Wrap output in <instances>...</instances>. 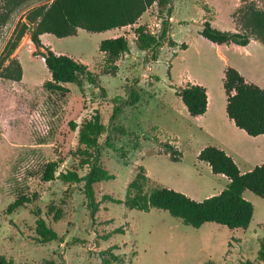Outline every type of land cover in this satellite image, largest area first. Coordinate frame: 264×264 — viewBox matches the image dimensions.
<instances>
[{
    "label": "rangeland",
    "instance_id": "obj_1",
    "mask_svg": "<svg viewBox=\"0 0 264 264\" xmlns=\"http://www.w3.org/2000/svg\"><path fill=\"white\" fill-rule=\"evenodd\" d=\"M51 2L29 0L16 9L1 31L0 55L27 12ZM251 3L264 9V0H243L241 7ZM177 7L179 17L186 19L184 26L197 29L199 17L192 11L193 1L186 0ZM157 9L146 28L160 34L167 11L160 12L158 5ZM222 15L230 18L228 11ZM234 15L241 27L240 11ZM179 31L177 37L181 36ZM117 35L128 38L130 51L119 58L116 72H112L114 65L105 54H100V41L105 38L101 32L81 29L74 36L56 37L59 50L89 62L97 81L93 84L83 78V88L67 83L70 92L65 95L44 88L51 74L43 59L34 53L36 48L27 50L32 44L29 34L19 44L23 47L15 50L14 56L23 66L22 80L0 78V253L21 264H41L47 259L61 264H105L102 252L110 248L123 264H240L258 260L264 238V199L251 191L245 197L255 211L247 229H230L215 222L193 227L164 209L142 211L108 201L101 202L93 219L86 205L84 182L42 179L45 165L51 161L60 163L57 176L75 168L80 176L89 171L87 166L79 165V128L99 111L108 126L100 139L102 164L115 177L95 185L98 201L106 194L124 200L138 172L149 174L145 186L148 192L166 187L185 194L223 184L199 159L197 151L202 143L194 141L188 130L176 126L171 119L174 110L170 101L176 95L171 77L178 81L189 65L199 68L197 49L186 53V63L176 58L181 45L162 47L165 41L155 51H143L136 44L133 27ZM201 48L206 57H211L213 49L209 45ZM134 96L138 98L136 102L132 101ZM72 123L77 124L75 130ZM170 141H178L182 158L174 147L177 160L171 158ZM23 195L31 202L8 213V206ZM51 203L61 207V219L47 214ZM40 217L57 231L58 239L39 241L34 226ZM118 228L125 233L115 234Z\"/></svg>",
    "mask_w": 264,
    "mask_h": 264
},
{
    "label": "trees",
    "instance_id": "obj_2",
    "mask_svg": "<svg viewBox=\"0 0 264 264\" xmlns=\"http://www.w3.org/2000/svg\"><path fill=\"white\" fill-rule=\"evenodd\" d=\"M29 0H0V35L2 29L8 23L11 15L20 6ZM154 3L159 6V11L171 13L172 0H52L50 4H43L30 9L25 15V21L18 23L14 34L7 41L0 55V78L19 82L23 78V66L16 56L15 50L26 34L35 45L37 55L44 58L47 69L51 73V79L45 81L44 88L51 92H59L63 95L70 92L65 85L76 83L83 88V78L96 84V76L89 66L74 58L56 54L50 47L44 45L40 39L43 33H51L58 38L77 35L78 29L90 32H103L114 28H121L135 24L143 13ZM242 31L232 32L214 27L210 21L203 23L201 34L209 41L216 44L236 43L246 45L252 38L264 43V9L251 3L240 7ZM170 25L167 20L163 22L160 34L151 33L146 27L135 29L137 35L136 44L140 50L155 51L165 41L173 45L169 39ZM186 48V44H181ZM99 50L105 54L107 61L114 66L112 72L118 68L115 64L122 54L130 51V42L125 36L104 39L99 45ZM224 88L227 94V113L235 124L245 130L249 135L258 136L264 134V89L247 82L241 73L234 67L228 66L225 70ZM184 104L192 116H199L206 112L208 107V95L206 88L198 84H189L177 90ZM133 97V96H132ZM135 99V96H134ZM132 100L136 102L138 100ZM114 110L115 118L116 111ZM75 130L77 124L72 123ZM123 130L122 127H118ZM108 132V126L103 122L102 114L95 111L86 119L79 128V165L87 166L89 171L80 176L78 169L60 172L58 161H51L45 165L42 179L53 181L60 178L65 182H84L83 192L86 196V205L91 217L95 219L100 210L102 201L125 205L129 209L150 211L159 208L180 218L185 224L200 227L206 222H215L227 226L230 229H247L254 216V205L245 197L247 191H251L264 199V163L255 166L251 171L241 173L234 159L223 149L209 145L201 150L199 159L209 164L214 174L226 176L230 182L219 194L205 198L202 201L192 199L188 195L169 189L157 187L149 192L145 190L149 177L145 173L138 172L135 179L129 184L126 198L119 199L106 194L98 201L95 193V185L115 177L102 164L100 139ZM108 139V138H107ZM171 158L177 160L175 149L168 145ZM27 196H19L11 203L7 212L11 213L26 202H31ZM48 215L55 220L63 217L61 207L49 204ZM34 231L41 243H49L58 239L57 231L51 227L44 218L36 221ZM115 234H124L123 228L114 230ZM108 236L105 237V239ZM105 264H123L119 255L112 248L102 252ZM0 264H21L12 258L0 253ZM41 264H61L55 260L47 259ZM207 264H214L208 262ZM240 264H264V238L261 242L258 260L248 259Z\"/></svg>",
    "mask_w": 264,
    "mask_h": 264
},
{
    "label": "crops",
    "instance_id": "obj_3",
    "mask_svg": "<svg viewBox=\"0 0 264 264\" xmlns=\"http://www.w3.org/2000/svg\"><path fill=\"white\" fill-rule=\"evenodd\" d=\"M185 1L186 0H172L171 13L166 15L165 20H167L170 25L168 37L173 40L174 43L171 45L167 41L166 45L162 47L170 45L171 47H178V45L185 43L186 48L180 47V49L176 51V58H182L186 63L188 62L186 53L196 48L197 53L195 60L199 68L196 67L195 69L192 65H189L190 67L188 69H185L179 74L178 81H176L172 75V85L175 86L176 95L173 101H170L171 107L174 110L171 119L176 126L182 125L188 130L194 141H198L200 144L202 143L197 151L198 156L205 147L209 145L217 146L234 159L241 173H246L251 171L255 166L264 163V134L258 136L249 135L245 130L239 128L234 120L228 116L227 94L224 88L225 70L228 66L234 67L241 73L247 82L254 83L264 89V43L252 38L246 45H239L236 43H224L219 45L209 41L201 34L203 23L206 20L210 21L214 27L221 30L232 32L242 31L234 14L242 6L243 0H192V11L199 17L197 29H192L189 24L184 26L186 19H181L177 13L178 4H182ZM157 5V3H154L150 6L135 24L103 31L101 35L105 36L104 39L116 38L118 37V32L128 27H133L135 34L136 28L140 26L146 27V24L153 20V16L151 15L154 13L155 9L158 11ZM224 11L229 12L230 18L223 17L222 14ZM80 30L81 28L78 29L77 34H79ZM177 30H180L178 32L181 34L180 37L176 36ZM40 39L44 45L50 47L56 54L68 55L77 61L87 65L89 64V62L80 55H72L59 50L56 47L55 35L43 33L40 35ZM28 40L32 44L27 46V50L30 47H35L30 36H28ZM203 45H209L213 49L211 57H206L202 48L199 49ZM21 47L23 46L20 45L18 49H21ZM100 54L103 55L104 53L100 51ZM39 56L43 59V63H45L44 58L41 55ZM115 64L118 65V61ZM174 64L173 62L171 64L172 71H174L175 68ZM189 84H198L206 88L208 107L206 112L202 115L192 116L177 92L179 88ZM170 143V145L181 154L180 158H182L183 152L178 147V141H170ZM206 164L209 166L208 163ZM209 168L212 172L210 166ZM146 175L150 177L149 174ZM213 175L220 181H223V184L212 190H189L185 192V194L198 201L219 194L227 187L230 180L222 174L213 173Z\"/></svg>",
    "mask_w": 264,
    "mask_h": 264
},
{
    "label": "built area",
    "instance_id": "obj_4",
    "mask_svg": "<svg viewBox=\"0 0 264 264\" xmlns=\"http://www.w3.org/2000/svg\"><path fill=\"white\" fill-rule=\"evenodd\" d=\"M151 33H154V32H151Z\"/></svg>",
    "mask_w": 264,
    "mask_h": 264
}]
</instances>
